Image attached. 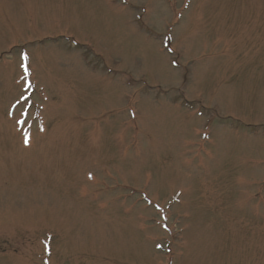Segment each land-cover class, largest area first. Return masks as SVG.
Segmentation results:
<instances>
[{
    "label": "rangeland",
    "instance_id": "obj_1",
    "mask_svg": "<svg viewBox=\"0 0 264 264\" xmlns=\"http://www.w3.org/2000/svg\"><path fill=\"white\" fill-rule=\"evenodd\" d=\"M0 264H264V0H0Z\"/></svg>",
    "mask_w": 264,
    "mask_h": 264
}]
</instances>
